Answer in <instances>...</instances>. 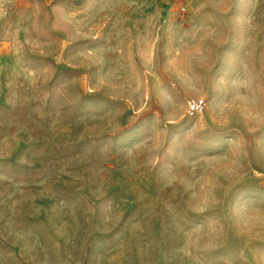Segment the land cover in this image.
<instances>
[{"label": "rangeland", "instance_id": "rangeland-1", "mask_svg": "<svg viewBox=\"0 0 264 264\" xmlns=\"http://www.w3.org/2000/svg\"><path fill=\"white\" fill-rule=\"evenodd\" d=\"M0 264H264V0H0Z\"/></svg>", "mask_w": 264, "mask_h": 264}]
</instances>
